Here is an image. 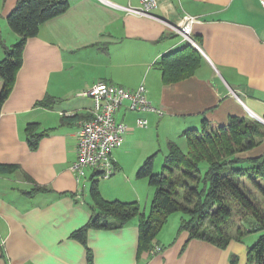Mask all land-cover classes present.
Returning a JSON list of instances; mask_svg holds the SVG:
<instances>
[{
    "label": "crops",
    "instance_id": "crops-1",
    "mask_svg": "<svg viewBox=\"0 0 264 264\" xmlns=\"http://www.w3.org/2000/svg\"><path fill=\"white\" fill-rule=\"evenodd\" d=\"M17 1L0 0V30L11 43L19 36L7 19ZM69 1L70 9L64 15L46 22L38 36L28 40L14 90L2 108L0 164L14 168L0 173V264H88L85 247L70 235L90 219L94 173L87 170L78 180L71 166L78 157L82 117L92 116L95 110V101L79 94L92 86L106 83L137 90L144 85L148 100L163 111L162 116H145L148 128H134L137 115L126 104L117 112V120L132 130L113 152L117 171L112 177L120 174L99 178L101 193L108 200H140L138 192L122 198L115 191L130 147L142 150L138 171L147 158L165 157L169 142L179 132L200 127L204 119L227 125L231 117L238 116L263 124L259 121L264 120V10L260 0H160L153 17L126 14L101 0ZM110 1L139 6L138 0ZM185 15L197 20L193 38L203 62L193 76L165 85L156 63L187 45L170 28ZM3 55L0 45V60ZM47 96L58 99L55 106H38ZM31 123H39L41 130L52 129L35 151L25 139ZM151 126L157 132L163 127L167 130L159 147L153 129L144 136L140 133ZM263 154L264 141L241 157ZM88 171L91 175L86 179ZM36 186L50 192L29 195ZM165 227L155 241L162 252L141 257L138 219L118 230H90L88 245L94 264H232L233 256L236 264L248 263L249 245L243 241L232 240L222 249L205 240H190L187 232H180V223L174 232Z\"/></svg>",
    "mask_w": 264,
    "mask_h": 264
},
{
    "label": "trees",
    "instance_id": "trees-1",
    "mask_svg": "<svg viewBox=\"0 0 264 264\" xmlns=\"http://www.w3.org/2000/svg\"><path fill=\"white\" fill-rule=\"evenodd\" d=\"M69 9V0L17 1L7 21L19 36L18 41L13 45L6 44L0 30V45L4 51L0 61V117L23 66L28 40L38 36L42 25ZM172 36H163L159 41ZM202 62L200 51L187 42L183 48L163 55L156 68L162 73L163 83L171 85L193 76ZM57 102L58 99L47 96L37 105L50 109ZM51 132L52 129L41 130L39 123L29 124L25 139L30 149L37 150L41 140ZM183 136L187 140V151L170 141L161 172H155L153 156L147 158L137 171V178L147 179L155 190L148 215L137 201L106 199L100 190V177L91 176L90 219L70 235V239L85 247L88 264H94V253L88 245L90 230H118L134 219H138L139 228L138 257L144 253L152 255L158 235L174 213L182 214L180 232H187L190 240H205L222 249L232 240L242 242L248 234L264 232V154L255 158L241 157L262 144L264 125L238 116L231 117L227 125L204 119L200 127L183 131ZM202 163H207L205 170ZM235 163L249 165L234 168ZM13 168L0 164V173L11 172ZM39 192L50 190L36 186L28 194ZM250 220L253 225L247 228L244 222ZM247 257V264H264V234L248 247ZM231 259L232 264L237 263L236 256Z\"/></svg>",
    "mask_w": 264,
    "mask_h": 264
},
{
    "label": "built area",
    "instance_id": "built-area-1",
    "mask_svg": "<svg viewBox=\"0 0 264 264\" xmlns=\"http://www.w3.org/2000/svg\"><path fill=\"white\" fill-rule=\"evenodd\" d=\"M109 7L140 17H153V12L159 8L160 0H138L139 6L120 5L110 0H101ZM264 10V0H260ZM196 18L185 15L176 25H170L184 41L200 50L193 38ZM95 101L92 116L81 122L78 133L77 161L72 164L71 171L79 180L91 170L100 178L108 179L116 173L113 152L123 145L125 136L132 127L116 118L117 112L126 104L131 113L137 115L136 126L148 128L147 114L163 115V111L151 104L146 96V87L141 85L137 90H129L122 86L98 83L79 94ZM163 248L155 244L152 255L161 253Z\"/></svg>",
    "mask_w": 264,
    "mask_h": 264
},
{
    "label": "rangeland",
    "instance_id": "rangeland-1",
    "mask_svg": "<svg viewBox=\"0 0 264 264\" xmlns=\"http://www.w3.org/2000/svg\"><path fill=\"white\" fill-rule=\"evenodd\" d=\"M7 41H6V40ZM4 40L6 42V44H10L13 45L14 43H11L9 38L7 36L4 35ZM4 57V55H3ZM3 57L1 58V60L3 59ZM0 60V61H1ZM149 127V126H148ZM134 128H138L135 124ZM189 128H196L195 126H190ZM188 128V129H189ZM151 129H153V127L151 126L149 129L146 130H141L140 133L142 136L146 135L148 130L150 131ZM154 134H153V138H155L156 140H158L157 146L159 147V145H162L166 139V134L167 130L166 128H162L157 132V127H154ZM157 137V138H156ZM176 141V142H175ZM175 142L176 144H178L182 150L187 151V140L186 138L183 136V131L179 132V134L176 136L175 138ZM168 153V151H167ZM167 153L165 154V157L167 155ZM142 154V150H138L136 149V147H130V150H127L124 154V162L122 164L123 167V171H121L123 173V175H121L120 180L118 181L117 187H116V193H118V195L122 196V198H126L129 197L131 195V191H135L141 194L140 197V205L142 207L143 212H145L147 215L150 213L151 210V204L153 201V197H154V188L150 186L149 181L147 179H138L137 178V164L139 163L140 159H142L143 157H141ZM161 154L158 159H155L154 164H155V172H161L163 165H164V160L165 157ZM249 164L247 163H238V164H233L232 166L234 168H239V167H246ZM202 169L205 170V168L207 167V163H202L201 165ZM117 171V170H116ZM121 173V174H122ZM120 174L117 173V175ZM91 175V171H88V175L86 179H89ZM117 175H115L112 178H115ZM111 178V179H112ZM146 180V183L144 184V181ZM143 181V182H142ZM100 182H107L104 179H101ZM90 185V181L88 182ZM119 201H124V202H131V201H126V200H119ZM181 217L182 214L181 213H174L169 217V222L167 223L166 228H173V232H174V228L179 226V223L181 221ZM252 221H246L244 222V225L249 228L251 225ZM172 230V229H171ZM169 231L166 234V236L170 235ZM264 234V232H258V233H251L248 234L247 236H245L243 238V242H245L247 245L253 246L256 241L260 238V236Z\"/></svg>",
    "mask_w": 264,
    "mask_h": 264
},
{
    "label": "water",
    "instance_id": "water-1",
    "mask_svg": "<svg viewBox=\"0 0 264 264\" xmlns=\"http://www.w3.org/2000/svg\"><path fill=\"white\" fill-rule=\"evenodd\" d=\"M260 122H262L264 124V120L263 119H259Z\"/></svg>",
    "mask_w": 264,
    "mask_h": 264
}]
</instances>
